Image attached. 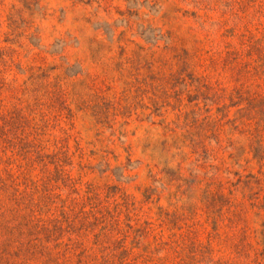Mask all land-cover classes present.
I'll return each instance as SVG.
<instances>
[{"label":"rangeland","instance_id":"rangeland-1","mask_svg":"<svg viewBox=\"0 0 264 264\" xmlns=\"http://www.w3.org/2000/svg\"><path fill=\"white\" fill-rule=\"evenodd\" d=\"M0 264H264V0H0Z\"/></svg>","mask_w":264,"mask_h":264}]
</instances>
